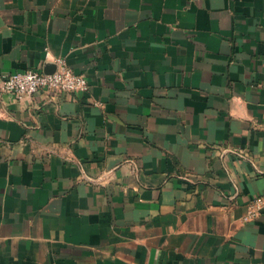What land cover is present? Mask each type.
Returning a JSON list of instances; mask_svg holds the SVG:
<instances>
[{"label":"crops","instance_id":"obj_1","mask_svg":"<svg viewBox=\"0 0 264 264\" xmlns=\"http://www.w3.org/2000/svg\"><path fill=\"white\" fill-rule=\"evenodd\" d=\"M0 264H264V0H0Z\"/></svg>","mask_w":264,"mask_h":264},{"label":"built area","instance_id":"obj_2","mask_svg":"<svg viewBox=\"0 0 264 264\" xmlns=\"http://www.w3.org/2000/svg\"><path fill=\"white\" fill-rule=\"evenodd\" d=\"M49 88L62 91L89 90L85 75L75 73L63 59H59V67L53 72L37 69H24L8 72L0 78V116L3 112L1 97L7 93L14 98L22 99L32 96L40 90ZM264 208V194L256 196L249 204L246 220L256 218Z\"/></svg>","mask_w":264,"mask_h":264},{"label":"water","instance_id":"obj_3","mask_svg":"<svg viewBox=\"0 0 264 264\" xmlns=\"http://www.w3.org/2000/svg\"><path fill=\"white\" fill-rule=\"evenodd\" d=\"M56 70V69H55ZM55 70H49V71H45V72H53V71H55Z\"/></svg>","mask_w":264,"mask_h":264}]
</instances>
